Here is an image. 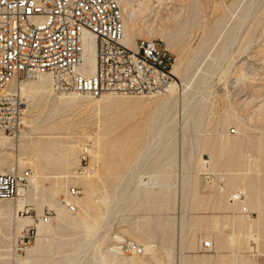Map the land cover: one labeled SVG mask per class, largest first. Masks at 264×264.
<instances>
[{"label":"rangeland","instance_id":"obj_1","mask_svg":"<svg viewBox=\"0 0 264 264\" xmlns=\"http://www.w3.org/2000/svg\"><path fill=\"white\" fill-rule=\"evenodd\" d=\"M118 1L136 41L174 55L177 91L71 100L23 81L25 122L0 133V172L36 178L0 200V264H264V0ZM87 141L98 172L80 178ZM241 190L247 213L230 199ZM125 240L143 252L121 253Z\"/></svg>","mask_w":264,"mask_h":264},{"label":"built area","instance_id":"obj_2","mask_svg":"<svg viewBox=\"0 0 264 264\" xmlns=\"http://www.w3.org/2000/svg\"><path fill=\"white\" fill-rule=\"evenodd\" d=\"M124 30L118 0H0V132L21 131L23 100L13 85L41 74L51 77L53 92L58 95L166 94L175 82L171 73L174 55L154 39H137L130 48L121 41ZM90 38L95 42L96 68L87 76L81 66ZM92 147V141L85 143L76 177L96 172L97 164L87 150ZM33 174L30 168L0 173V200L16 199ZM82 193L80 185L70 184L64 205L75 212L73 199ZM234 200L243 203L245 196L237 191ZM243 211L248 212L246 206ZM41 218L49 222V217ZM35 234V227L27 226L21 233L23 248ZM118 250L140 254L143 247L125 240L119 242Z\"/></svg>","mask_w":264,"mask_h":264},{"label":"bare ground","instance_id":"obj_3","mask_svg":"<svg viewBox=\"0 0 264 264\" xmlns=\"http://www.w3.org/2000/svg\"><path fill=\"white\" fill-rule=\"evenodd\" d=\"M136 32H137V29H136L135 25L132 23V20L126 22V24H125V30H124V36H123V38L121 40L122 43L124 45L130 47V48H134L136 46V44H137V41H136V38H135ZM82 58H83V61H82L81 68H82L83 74H85L87 76L92 75L94 73V71H95V68H96L95 42H94L93 38H90L86 42L85 50L83 52ZM176 73H177V68H174L173 71H172V74L177 78ZM37 78H41L42 79L41 88H45L46 79H49L50 80L51 87H52V80H51V77L48 74H41ZM30 80H33V79H30ZM13 86L16 87L21 94H26L29 91H31V87L29 86V84H24L23 81L22 82H17L16 85L14 84ZM177 86H179V84H178V81L176 80L173 83V85L171 86V88L169 89V91H168L169 97L175 94V92L177 91ZM52 91H53V89H52ZM77 95H79V94H76V95H67V97H70L71 100H75L77 97H79ZM80 95H82V94H80ZM117 95H120V94H117ZM146 96H153V95H146ZM154 97H156V96H154ZM23 122H25V120ZM0 133H2V132H0ZM4 135H7V134H4ZM87 150L92 155V157H93L92 160L93 161H95V160L98 161V155L96 153V150L93 149V147L92 148H87ZM82 151H84V146L82 147ZM11 171H15V170L14 169H11ZM97 172H98V169L96 170V172L94 174H92L90 176L80 177V178H92L93 176H95L97 174ZM0 173H5V172H0ZM34 177H35V173L33 174L32 178L30 180V184L29 185H31L32 182L35 180L36 177L35 178ZM24 190H26V189L25 188H21L20 189L19 196L16 199H14V200H17L22 195V193L24 192ZM241 192L245 196V200L243 201V203L241 202V204H240L241 210L243 211L244 206H246L245 205V203H246V194L242 190H241ZM233 198H234V193L231 195V198L230 199L233 200ZM233 202L239 203V202H237L235 200ZM66 207H67V209L70 212H73L72 206H66ZM19 208H21V206ZM38 221L40 223H48V222H45L42 218H38ZM41 232H42V230H41V228H39V234Z\"/></svg>","mask_w":264,"mask_h":264}]
</instances>
